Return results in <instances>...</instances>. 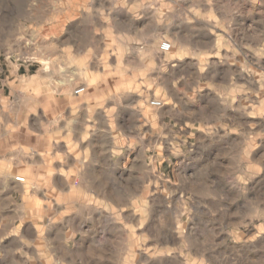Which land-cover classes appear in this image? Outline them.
I'll return each instance as SVG.
<instances>
[{
  "label": "rangeland",
  "instance_id": "374dc122",
  "mask_svg": "<svg viewBox=\"0 0 264 264\" xmlns=\"http://www.w3.org/2000/svg\"><path fill=\"white\" fill-rule=\"evenodd\" d=\"M0 264H264V0H0Z\"/></svg>",
  "mask_w": 264,
  "mask_h": 264
},
{
  "label": "built area",
  "instance_id": "2783aa9c",
  "mask_svg": "<svg viewBox=\"0 0 264 264\" xmlns=\"http://www.w3.org/2000/svg\"><path fill=\"white\" fill-rule=\"evenodd\" d=\"M160 49H161L162 51H169V50L171 49V46H170L169 44H167V43H164V44L160 47ZM82 92H84V89H83V88H80V89H77V90L75 91V94L78 95V94H81ZM151 105H152L153 107H159V106L161 105V103H160L159 101H154V102L151 103ZM17 180L20 181V182H22V181H23V178L18 177Z\"/></svg>",
  "mask_w": 264,
  "mask_h": 264
},
{
  "label": "bare ground",
  "instance_id": "6f19581e",
  "mask_svg": "<svg viewBox=\"0 0 264 264\" xmlns=\"http://www.w3.org/2000/svg\"><path fill=\"white\" fill-rule=\"evenodd\" d=\"M171 50V49H170Z\"/></svg>",
  "mask_w": 264,
  "mask_h": 264
}]
</instances>
